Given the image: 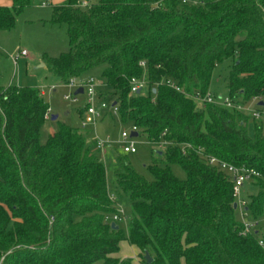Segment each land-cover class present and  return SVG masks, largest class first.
<instances>
[{"label": "trees", "instance_id": "obj_1", "mask_svg": "<svg viewBox=\"0 0 264 264\" xmlns=\"http://www.w3.org/2000/svg\"><path fill=\"white\" fill-rule=\"evenodd\" d=\"M7 1L0 31L38 3ZM49 23L65 26L69 50L46 57L47 69L64 84L102 68L121 121L150 143H168L148 167L153 181L126 164L117 178L131 200L126 240L141 264L146 253L151 264H264V236L242 234L229 177L197 154L259 174L245 206L258 219L264 121L250 124L248 114L214 105L199 109L160 83L204 94L214 70L231 60L229 98L264 103V0H63ZM132 78H144L148 88L130 95ZM48 108L38 89L0 86V264H133L117 257L125 237L105 220L117 211L87 137L62 124L41 141Z\"/></svg>", "mask_w": 264, "mask_h": 264}, {"label": "rangeland", "instance_id": "obj_2", "mask_svg": "<svg viewBox=\"0 0 264 264\" xmlns=\"http://www.w3.org/2000/svg\"><path fill=\"white\" fill-rule=\"evenodd\" d=\"M56 1L54 0V2ZM51 17V5L46 8L33 5L26 8L16 19L13 29L0 31V85L4 87L9 85L30 87L38 89L40 93L44 92V96L41 97L51 112L49 120L44 123L41 130L42 142L46 141L49 130L56 131L62 124L73 127L86 137L88 136L87 143L90 145L91 154L96 156L105 167L107 190L113 207L117 212L122 213V218L119 221L113 222L112 215H110V221H107L110 225L115 224L125 237V240L120 244V252L117 257L120 260H130L133 264H141L142 259L138 250L126 240L128 225L132 218L131 200L129 195L118 187L117 178L126 164L145 180L153 181V176L149 173L148 167L152 163L154 153L163 152L165 148L159 149L156 144L150 143L140 130L135 140L136 153L128 155L123 152L124 142L121 134L123 131L130 133L132 124L121 121L118 115L111 117L108 114V109L115 101L110 96V89L103 84L102 68L92 69L79 77L80 79L93 78L100 84L97 87V93L101 97L97 101V106L100 101L107 105V110L101 112L102 116L95 128L89 126L85 131L81 130L78 111L85 102L84 96H80L79 103L76 105L63 101V96L70 91L46 67H40L45 64L46 57L58 58L69 50L65 26L51 25L49 23ZM22 49L26 50L28 55L20 57L14 64L11 57ZM231 66L232 61H226L218 66L212 74L208 91L217 98L229 97L227 82ZM54 87L56 88L55 91H53ZM237 101L243 113L248 115L256 109L258 104L253 98L245 100L239 97ZM195 104L199 109L204 107L196 102ZM52 117H56V120L52 121ZM95 139L106 141L104 151L97 150L92 145ZM171 171L180 180L186 178L185 173L177 165H172ZM256 194L257 189L250 181L244 185L240 196L247 202L250 197ZM235 218L241 224H251V233L258 232L259 236H264V215L254 219L249 212H243L237 208Z\"/></svg>", "mask_w": 264, "mask_h": 264}, {"label": "built area", "instance_id": "obj_3", "mask_svg": "<svg viewBox=\"0 0 264 264\" xmlns=\"http://www.w3.org/2000/svg\"><path fill=\"white\" fill-rule=\"evenodd\" d=\"M50 3V0H44L40 3L41 7H46ZM82 7L87 6V2L81 3ZM27 52L26 50H21L19 53H17L15 56L11 57L14 64L17 63L18 59L20 57H26ZM140 66L142 68H145V63L141 62ZM161 84H166L167 86L171 87L175 91L184 94L185 96L191 98L193 101L200 105H214L218 107H223L230 110H236L239 112H243L240 104L238 102H233L229 97H226L222 99L221 97L217 98L212 93L207 91L206 93H201L200 91H195L192 94H187L183 89L176 86L172 81L166 80L160 82ZM130 84V95H135L137 93H140L142 91H145L148 88V84L146 83L144 78H132L129 82ZM65 88H67L70 92L68 94H65L63 96V101L71 103V104H78L80 96H84L85 102L82 106V116L80 120V128L82 131H85L89 126H95L98 120L101 118V112L104 110H107V105L105 102L100 101V104L97 106V101L100 99V95L97 93V87L100 86L93 78L88 79H80V78H70L68 82L63 84ZM81 89V94H75V92ZM258 103L261 102V99L259 98H253ZM115 105H112L108 109V114L110 116H117L118 115V106L116 103ZM50 109L48 108L46 114H45V121L49 120L50 115ZM250 121L260 122L264 121V106L259 107L257 104V107L255 110H253L250 114ZM140 129L133 125L131 126L130 133L123 131L121 134V138L124 142L123 146V152L125 154L131 155L136 153V137H132V133H139ZM164 133L162 134V137H164ZM138 136V135H137ZM158 146L159 149L166 148L168 143L161 139V141L154 143ZM106 145V141L95 139L93 146L100 151H104ZM190 146H185V148H189ZM183 147V152L185 153L186 149ZM197 154L202 158L205 159V163L212 167L217 169L218 171L224 173L226 176L229 177L231 183H232V189H233V197L235 200V204L237 205V208H240L241 211H245L246 201L241 198V192L244 187V185L247 182H250L257 178L259 174L252 170L248 169L244 166L237 167L234 165H231L229 163H226L224 161L219 160L218 158L212 157V156H205L201 150L197 151ZM122 213L116 212L112 215L113 222L119 221L122 218ZM111 217L110 215L105 216L106 221H110ZM244 230L242 232L243 235H246L248 233H251V224H243ZM261 246H263V243H259Z\"/></svg>", "mask_w": 264, "mask_h": 264}, {"label": "crops", "instance_id": "obj_4", "mask_svg": "<svg viewBox=\"0 0 264 264\" xmlns=\"http://www.w3.org/2000/svg\"><path fill=\"white\" fill-rule=\"evenodd\" d=\"M44 0H39L38 1V3H37V5H40V3L41 2H43ZM63 0H57L56 2H54V0H50V3H49V5H51V6H54V5H57V4H60L61 2H62ZM48 5V6H49ZM11 6V3L9 2V1H7V0H0V7H7V8H9ZM48 6H46V7H48ZM41 7V6H40ZM46 7H44V8H46ZM22 50H24V49H22ZM20 52V51H19ZM27 52V51H26ZM27 55H28V53H27ZM12 60V59H11ZM41 68H44V67H46V65L45 64H43V65H41L40 66ZM47 68V67H46ZM1 86V85H0ZM2 87H4V86H2ZM56 90V88L54 87L53 88V91H55ZM41 94V96H44V92H41L40 93ZM82 108H80L79 109V111H78V114H79V118H80V120H81V116H82ZM112 117V116H111ZM253 121H249V123L251 124ZM94 128H95V126H93ZM52 131H54V130H49V134L52 132ZM88 137V136H87ZM95 141V140H94ZM94 141H93V143H92V145L94 144Z\"/></svg>", "mask_w": 264, "mask_h": 264}, {"label": "water", "instance_id": "obj_5", "mask_svg": "<svg viewBox=\"0 0 264 264\" xmlns=\"http://www.w3.org/2000/svg\"><path fill=\"white\" fill-rule=\"evenodd\" d=\"M81 93H82V90L81 89H78L75 92V94H81ZM113 105H115V104H113ZM258 106L263 107L264 106V103L263 102H259ZM51 120L52 121H55L56 120V117H52ZM137 135H138L137 133H132L131 134L132 137H137ZM233 208H234V210L237 209V205L235 203L233 204ZM245 211H247V209H245ZM110 226H111V229H113V230H117L118 229L115 224H111ZM144 258H145L146 264H151L152 259H151V257L147 253L144 255Z\"/></svg>", "mask_w": 264, "mask_h": 264}]
</instances>
